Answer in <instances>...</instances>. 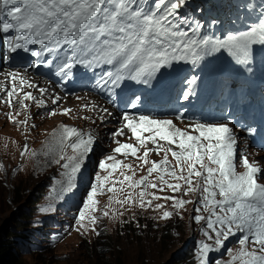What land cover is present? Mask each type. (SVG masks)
<instances>
[{
    "label": "snow or ice",
    "instance_id": "snow-or-ice-1",
    "mask_svg": "<svg viewBox=\"0 0 264 264\" xmlns=\"http://www.w3.org/2000/svg\"><path fill=\"white\" fill-rule=\"evenodd\" d=\"M187 3L188 0H0V33L4 34L8 54L22 50L36 58L29 67L43 65L54 69L56 77L68 80L79 66L94 77L92 90L106 92L109 97L128 82L151 86L162 70L180 63L198 65L215 53H226L236 64L248 65L253 58V46H264V0L256 6V23L223 38L203 34L201 23L194 21L190 13L182 14ZM246 6L249 10L254 8L252 3ZM246 70L250 72L251 68ZM4 75L10 87L0 86L4 93L0 103L9 109L19 105L25 112L26 102H35L37 107L45 105L32 92L22 91L36 85L20 72L8 71ZM186 82L194 84L196 78ZM38 91L44 95L47 89ZM190 95V91H184L182 99L188 101ZM58 100L57 96L51 102L55 105ZM130 106L135 109L136 102ZM82 107L91 111L96 106ZM101 111L102 122L113 115L106 108ZM56 114L55 110L49 113ZM60 114L70 115L71 109L63 108ZM19 115L20 111H10L7 121L27 126V118L17 120ZM120 119L121 127L112 133L117 145L112 150L114 154L99 160L100 171L95 173L79 209L77 225L87 229L97 224L98 197L104 194H108L109 204L115 202L121 207L138 205L160 210L165 206H153L154 200L172 201L177 215L187 204L195 203L193 219L202 224L206 238L197 245L198 264H211L210 254L223 249L233 237L238 247L227 248L230 259L225 264H264V183L259 182L264 178V169L250 162L238 148L237 136L229 123L196 120L181 128L174 120L187 119L184 112H178L174 118H158L124 111ZM126 133H130L128 139L134 143L116 139ZM57 143L62 153L60 160L66 161L62 167L75 173L93 150L94 137L62 126ZM68 149L71 154L65 155ZM26 152L25 145L21 155ZM153 153L162 154V159L150 160ZM128 157L134 158L135 165L125 162ZM141 168H145L146 174L136 178V171ZM3 170L0 165V171ZM136 189H140L138 193ZM150 189H167L183 196L196 194L198 200L159 196ZM102 215L107 217L109 212L103 211ZM173 215V211L163 210L161 218Z\"/></svg>",
    "mask_w": 264,
    "mask_h": 264
},
{
    "label": "rangeland",
    "instance_id": "rangeland-1",
    "mask_svg": "<svg viewBox=\"0 0 264 264\" xmlns=\"http://www.w3.org/2000/svg\"><path fill=\"white\" fill-rule=\"evenodd\" d=\"M247 2L188 0L181 12H192L197 17L205 11L215 15L224 7L232 10L234 5ZM88 104L86 101L67 103L72 108L70 117L43 115L41 107L30 106L27 116L30 123L26 129L11 126L0 115V165L4 169L0 171V235L9 236L15 264H198L197 245L206 238L201 231L202 224H196L193 219L195 203L187 204L177 215L171 207L172 201L154 200L153 206L156 203L165 206L160 210L138 205L121 207L115 202L109 204L108 194H104L98 197L97 224L87 229L77 225L79 209L97 172L95 161L106 145L100 139L94 144V151L100 153H91L80 170L72 173L71 168L62 167L66 161L60 160L62 153L57 137L62 126L95 129L101 136L102 125L82 118L84 112L95 116L82 107ZM57 123L61 127L52 129ZM25 145L27 152L21 155ZM64 154L70 155L71 150ZM255 160L262 162L259 158ZM145 174L137 171L136 178ZM139 190L136 189V193ZM128 191L125 188V193ZM149 191L159 196L198 200V196L191 193L183 196L181 192L172 193L167 189ZM119 198L122 199L123 194ZM163 210L173 211L174 215L162 219ZM103 211H108L109 215L103 216ZM23 234H27V241L33 244L27 252L18 247L25 238ZM235 239L230 238L223 249L210 254L211 264L217 260L225 264L230 259L227 248L238 247Z\"/></svg>",
    "mask_w": 264,
    "mask_h": 264
},
{
    "label": "trees",
    "instance_id": "trees-1",
    "mask_svg": "<svg viewBox=\"0 0 264 264\" xmlns=\"http://www.w3.org/2000/svg\"><path fill=\"white\" fill-rule=\"evenodd\" d=\"M24 236L25 234H23V238ZM8 239H9V236L5 237L4 235H0V264H15L16 263L15 256L12 254V243ZM18 247H21V248L25 247L23 240L21 244H18ZM20 250L24 251L22 249ZM24 252H27V251H24Z\"/></svg>",
    "mask_w": 264,
    "mask_h": 264
},
{
    "label": "bare ground",
    "instance_id": "bare-ground-1",
    "mask_svg": "<svg viewBox=\"0 0 264 264\" xmlns=\"http://www.w3.org/2000/svg\"><path fill=\"white\" fill-rule=\"evenodd\" d=\"M33 82H36V80H34ZM76 113H77V112H76ZM82 115H83V114H82ZM71 117H72V116H71ZM53 118H54V117H53ZM53 118H51V119L53 120ZM77 118H79V117H77ZM83 118H84V115H83ZM51 119H50V120H51ZM61 120H62V119H61ZM80 120H81V119H80ZM84 121H85V120H84ZM60 122H61V121H60ZM81 122H82V121H81ZM85 123H86V121H85ZM81 125H82V124H81ZM58 127H61V125L57 123V124H55L54 126H52L51 128H52V129H57ZM73 127H74V126H73ZM91 127H92V126H91ZM78 129H79V128H78ZM57 134H58V133H57ZM158 160H160V159H157V161H158ZM259 163H260V161L258 162V164H259ZM262 164L264 165V163H262Z\"/></svg>",
    "mask_w": 264,
    "mask_h": 264
}]
</instances>
